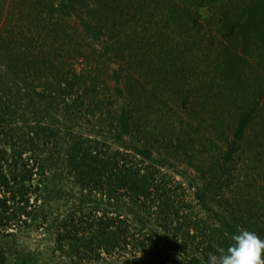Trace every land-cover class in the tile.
Segmentation results:
<instances>
[{
  "label": "trees",
  "instance_id": "16d2710c",
  "mask_svg": "<svg viewBox=\"0 0 264 264\" xmlns=\"http://www.w3.org/2000/svg\"><path fill=\"white\" fill-rule=\"evenodd\" d=\"M3 1L0 264H207L238 229L264 239V188L243 195L235 159L264 107V0H219L218 39L217 0ZM131 77L196 100L203 83L227 132L155 134Z\"/></svg>",
  "mask_w": 264,
  "mask_h": 264
},
{
  "label": "rangeland",
  "instance_id": "374dc122",
  "mask_svg": "<svg viewBox=\"0 0 264 264\" xmlns=\"http://www.w3.org/2000/svg\"><path fill=\"white\" fill-rule=\"evenodd\" d=\"M1 1L2 0H0V3ZM227 1L231 2V0H225V2ZM215 3H217V5H214L213 8L218 11L217 17H215L216 13L214 9H207L206 11L203 10V13H205L207 16L210 15V18L212 17L210 19V30L218 39L220 36L217 34V23L214 21H218V18L220 17V9H218L219 0H217ZM3 5H6L7 8H9V0H6V3L3 1ZM6 17L8 18V16ZM195 67L196 68L193 70L195 74H193V76L197 78L199 77L201 79L206 78L203 75L205 70L200 61L195 60ZM254 67L258 68L260 71L263 70L262 66L255 65ZM172 72L173 69L171 70V73ZM105 79L108 87L107 94L111 95L114 99L118 95L116 102L122 100L123 98L120 94H118L116 88L120 87L122 91L128 92L127 87L121 84L123 79H120V84L116 83L114 78L107 80V77L105 76ZM143 79L131 77V82L133 85L136 83L139 86L137 89L141 91L142 95V97L139 99L142 100L143 105H145L144 97H147L146 99L149 100V102L146 101V103H151L150 101L155 103V108H152L151 110L146 108L142 111L145 118H147V120L150 122V128L153 132H155V134L159 132L161 133L164 131V129L169 134L177 133L182 127L185 129H190V133L192 134V131L199 129V125H201L202 132H206L207 130L210 133H214L216 129L218 132H227V125L230 122L229 120L231 115L229 113L230 107L223 103L224 101L218 97L219 95L216 94L215 90H206V86L200 82L199 84L187 83L188 85L185 88L190 90V92L194 91V93L197 95V100L193 95L190 98L188 96L185 99L183 88L178 87L175 89L173 81H170V79L167 77L166 82L160 84L161 88L158 89L156 87L154 89V95H150L151 88H153L155 82H153V80L150 78L146 83L143 81ZM154 81H156V79ZM146 90L149 91L145 92ZM125 92L124 95L127 96ZM202 98H207L204 104L200 102ZM183 99H185L183 103L185 105L184 108L181 106L183 105L181 102ZM206 103H208V105ZM214 109L219 110L222 114L220 115L218 111L215 112L216 114L213 113ZM213 116H216V119L222 121L223 123L216 122L215 127L212 126L211 123L214 119L211 117ZM246 139L247 140L239 149V155L235 156L239 169L238 173L240 175L239 189L243 190V195L249 192L259 195V188H264V107L263 111L257 115V117L250 124L247 130ZM245 186L247 187L248 191L245 189ZM234 191L237 192L238 189L235 190L234 188ZM245 197L249 198V196ZM18 238L21 242L27 243L30 247H34L35 245L39 244L42 246L39 232H31V229L29 231L21 229V233L18 235Z\"/></svg>",
  "mask_w": 264,
  "mask_h": 264
},
{
  "label": "clouds",
  "instance_id": "9594fccd",
  "mask_svg": "<svg viewBox=\"0 0 264 264\" xmlns=\"http://www.w3.org/2000/svg\"><path fill=\"white\" fill-rule=\"evenodd\" d=\"M214 247L207 264H264V239L253 231L238 229L227 249Z\"/></svg>",
  "mask_w": 264,
  "mask_h": 264
}]
</instances>
